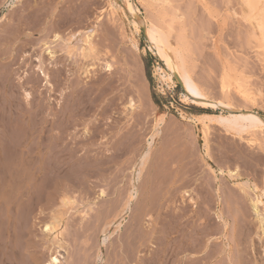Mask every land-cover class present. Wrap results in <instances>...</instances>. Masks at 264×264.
<instances>
[{
	"label": "rangeland",
	"instance_id": "obj_1",
	"mask_svg": "<svg viewBox=\"0 0 264 264\" xmlns=\"http://www.w3.org/2000/svg\"><path fill=\"white\" fill-rule=\"evenodd\" d=\"M37 1L38 2L35 3L39 4V7L36 4L35 11H32V13L36 14H33L34 16L32 15V22L27 26L23 25L25 31L27 27V31L33 33L30 37H28L29 39L31 38L28 40L30 43H25L24 39L21 40V38H17V27L15 26L16 24H14L16 22L12 21V18H15L16 16V18H18L22 13L21 8L23 3H25V5H28L29 3L33 4L34 0H0V94L5 91V93H3L4 95H0V97L2 96L1 98H3L2 100L0 98V194L2 192L0 196V226L2 229H6L8 227V229L11 230V238L17 241L19 244L20 248L18 249V253L25 264H35V261H31L32 255H36L37 259L39 258L40 264H47L50 254V241L45 234L43 225L45 222L51 219L53 212L56 211L65 213V219L63 223L64 226H62L64 229L63 237L65 241H69V244H67L68 263L66 262L65 264H100V259L98 260V256H96L99 255V253L102 255V264H125V253L127 251L128 254H131L132 257H134V259L132 258V262L134 264H136V262L137 264H145L143 261H141V252H136V250L140 248L142 254L148 255L149 263L147 264H163L164 241L163 237H161L163 236V222L161 218L162 208L159 205V203H162L161 196L163 195V190L161 187L163 185L160 184L161 186L159 185L160 187H158L159 180L163 181V172L159 164L162 163V161L161 159L158 161L160 170L158 169L155 171L157 173L159 172V175L153 172L154 174H152L155 176V178L152 175L153 178L151 181L153 183H150V187L152 188L153 185L151 184L156 182L158 189L161 190L160 191L157 189V187H154L156 184L153 186V188L158 191V194H156L157 191L155 190L153 191L154 193H152V201L154 197L156 198H154L156 201L154 200L152 204H150L152 206H147L149 207L148 209H146L144 205H142L143 207H140L141 204L138 206V210L140 208H143L144 210L146 209L148 211L151 210L149 214L151 213L153 215L155 212L153 215V221L152 218L149 219L148 217H145L143 221L144 223L142 222V224L145 225H141L142 227L140 226V235H138V233L133 235L129 234L130 232L127 230V226L129 225L130 221L129 214L125 219L123 218L121 220L120 226L118 228L116 226L113 228V226L110 224L112 217H108V220L106 217L108 212L115 205L117 206L120 203V205H122V201L120 202V200L124 195L120 196L118 193L119 191H117V186L121 185L122 183L116 185V188L112 187V184L115 182L112 177H116L121 173H125L124 177L129 178L131 172L133 171L130 166L132 165L134 158L138 156L139 153L134 157L132 152L128 149V152H126L124 156H119V154L122 153L118 149L117 152H114V156L112 154L111 156L103 157L100 154V152H102V150H104L106 147L104 142L108 139L110 141H115V138L113 137L114 134L119 129V126H121L123 122L127 121V118H125L126 115L124 116V113L126 114L124 111H126L127 108L123 104H119L120 101H114V105H112L111 112L109 113V120L111 119L110 125L99 126L101 129L98 130L99 127L93 125V122H99L96 120L97 117H100L99 112L101 110V107H99L100 105L98 104L101 97H98V94L101 95L100 92L102 93V91L97 90V95L94 94L93 96H88L90 101L92 98H94L96 101V103L92 102L94 104L93 107L80 110V107H77L75 104L76 102L71 98L72 84H74L79 76L86 77L88 81L93 79L92 77H94L93 80H98L91 81V84H88L92 85L93 82L100 81L99 76L101 75V80L104 78L105 80L109 79L108 82H111V87L120 88L119 91L121 94L127 90L128 95L131 92L130 95L133 94L135 96L137 94L133 90H135L136 87L134 86L133 88L130 85L135 83H138L139 85L141 83L143 86L145 85V87H147L146 91L150 100L147 105L150 116L147 117L145 123L139 122V126L134 128V130H138L140 127L137 133L140 135L142 144H144V141L149 142L152 140L151 134L154 130L153 128L158 124H160L162 127V135L164 136V142L166 144H169L171 140V142L176 140H181L182 142L187 141V143L193 146V155H196L197 157L201 154H205L207 151L206 141L208 139L210 152L215 158L212 164L213 167L219 172L220 168H218V163H222V160L224 162L226 159L225 156L229 154L233 156L235 155V158L232 156V162H234L232 169H234L235 165H238V172L241 177L239 179L226 177V179H229L227 180V184L229 185V183H231L230 187L234 186L238 188L237 185H235L236 182L245 183L246 187L248 188L247 191H250V193L252 192V194H249L248 192V198L253 197V195L255 197L254 189L251 188L253 183L257 182V184L259 183L258 185L260 187H264V148L262 149V147H264V127L255 128L252 134L249 132H243L242 136L244 138H238L240 135L236 136L235 134L226 131V126L228 124L227 119L235 121V117H247L249 115L250 109L260 114L264 120V57L261 55L262 49L257 47V42L252 35L254 28H252V25L248 20L245 21L246 18H244L243 10L247 6H245L242 0H171L169 1L171 3L165 2L166 4H161L162 0H67V2L64 0V2H66V8H64V6H62L63 4H61L59 6V10L61 9L63 12H66L67 9L69 18L75 12H77V14H74V16L76 15V18H78L81 13L86 16L82 22L83 26L82 23L81 25L74 23L70 28L68 24L71 22H66L67 25L65 24L64 27L68 26L73 32L82 29L83 31H86L93 25V23L96 22L98 17L100 18V21L98 20V22H100V28L97 35L94 36L95 42H98L97 44H99V54L95 59L89 58V60H82L77 54L78 50H76V52L72 55V65L70 67L71 72L73 73V75H71V82L69 81V85L71 84V87L67 91H64V93L60 91V87L54 89L56 86H54V84L52 86L48 84L46 87V80L38 85L37 83L34 84L31 82L30 84H24L23 86L21 83L27 78L32 77V79H35L37 76H39L40 72L37 65L40 64V61L38 62V54L42 53L48 62L50 60V57L48 56V49L45 46V41H39L38 37L40 40L41 38H44L42 32L40 33L39 31L43 29V26L49 29V31H47L48 33H51V31L54 29V23L53 21H45L44 24L42 20H36L35 16H37L38 13L39 15L43 14V16H45L47 13L50 14L53 9H55V7H58L56 4L62 0ZM44 1L46 4L42 3ZM44 4L47 6V8H44L46 7ZM130 4L134 5L133 11L130 9ZM41 6L44 8V10L41 8ZM37 10L41 11L38 12ZM69 13L72 14L70 15ZM78 13H80L79 16ZM49 14L47 15L49 16ZM74 16L72 15V17ZM241 18L244 19L242 20ZM135 20L138 22L137 27ZM13 29H15V31ZM152 29L158 30L159 38L157 35L152 33ZM61 30L58 32L63 34V31ZM150 34L152 35L153 42L150 41ZM83 36L84 33L81 34V37ZM81 37H78L79 41L76 37L72 42L77 48L80 47ZM161 38L168 44L172 53L175 55H180L179 57L176 56V66L173 65L170 57H162L157 52V45L161 44ZM60 49V45L57 46V50L59 52ZM75 55H78V57H74ZM74 58L79 59L77 60ZM107 61L114 63L113 71H115V74L112 76V79L109 78V71L104 68ZM90 63L92 64L90 65ZM86 64H89V66L87 67ZM80 66H83V68ZM86 67L88 70L91 69L90 73L85 72ZM185 67L190 69L195 82L198 83L199 86H201L207 92L208 97L211 98L208 103H203L204 100L199 96L198 91L188 84L186 79H180L178 77L177 73H180ZM10 73H13L12 81L15 84L13 93H10L9 89L11 88L6 86L3 82V77ZM34 75L37 76L34 77ZM224 77L229 79L232 88H229L230 90L228 89L226 92H224L221 87L222 78ZM129 79L131 80L129 81ZM131 81H135V83H132ZM238 81H242L243 84L240 86ZM55 84L58 83L55 82ZM4 86H6V88H4ZM60 86L62 87L64 85L61 84ZM106 88L109 89L108 86ZM244 89L245 91H243ZM26 90L32 92L31 98L34 97L32 99L33 107H31L32 104L28 105L25 103L27 102L25 101L27 100L25 99ZM237 90H239V93ZM240 91L245 92L248 97L252 99L245 98ZM5 95L7 97H4ZM7 98H9L11 101ZM8 102H11V104H7ZM58 108L61 110V112L64 110L65 113L67 112V114H69L68 117H70V129L73 130V132L69 129V132L72 133V136L67 135L68 140H66L68 142L72 141L73 143H70V146H73V148L75 146L78 149V157H74L75 159H72V165L70 164L71 167L69 166L70 169L73 171L74 168L75 171H79L82 168L80 171L83 172L85 169L83 168V165H95L97 162V166L95 165L96 167L94 166L89 168V173L93 174L89 179L85 176V172L80 175V180H77L78 178H74L75 181H73L74 179H71L70 177L67 178L65 176L60 178L50 177V179H47L49 178L48 175V177H46L45 174L39 173L38 171V156L35 149L39 141L37 134L39 133L42 122H44L46 119L47 121L45 126L47 135L44 134V140H54L53 134L57 132V127L59 125H63L62 123L60 124V122H62L61 119L56 118L53 115V112L59 110ZM31 111L33 112L32 115L34 116L30 115ZM111 116L117 117L113 118ZM114 119H116V123ZM8 123L11 126H9ZM143 126L144 129L142 128ZM104 127H109L110 130L108 129L109 131L102 132V128ZM51 128L54 129V133L52 134L50 133ZM76 129L79 131V133L76 131ZM75 134H77V136H75ZM26 140L28 143H25ZM52 141H47L45 143L51 145ZM160 143L161 141H158L157 145L160 146ZM124 147L129 148L128 141ZM230 148H233L232 151ZM225 149H227L228 152H226L227 150ZM195 151L197 153H195ZM108 153L111 154V152ZM236 155L238 156L236 157ZM90 156L93 157V159ZM126 158H132V161L130 160L132 163L130 162L126 167L127 170L123 171V162ZM235 159H238V161L236 162ZM80 161L81 164H79ZM75 162L79 166H77ZM19 164L21 167H19ZM22 165H25L26 167L23 168ZM119 167L120 169H118ZM71 170H69V172ZM120 170L121 173H117V171ZM84 171H87V169ZM96 171H98V173ZM251 173L253 175H251ZM115 174L117 175L115 176ZM256 176H258L259 179L256 178ZM219 177H221V175H219ZM111 180H113V182ZM142 180H144V178H142L141 181L139 180L140 183H138L139 188L141 189L145 185ZM162 181L159 183H162ZM248 181H250L249 184ZM108 184L110 187L114 188H109V190L111 189L108 191L110 193L109 195H114V200L118 199L116 201H119L120 203L113 201V196L110 197L108 195L107 198L105 196L102 197L99 195L100 188L105 187L108 189ZM153 188L150 189L151 192ZM63 190H68V193L72 199L75 197L77 201L74 199V201L72 200L71 202L72 204L70 203L67 205H61L60 199L58 197ZM229 190L230 189H228L226 193L229 192ZM159 194H161V196ZM156 196H159L160 199ZM109 198L110 200H108ZM219 199L220 201L218 207ZM219 199L216 200V206L214 205V209H218L222 206L226 207V205L222 202L223 200H221V198ZM110 201H112V203ZM247 203L249 208L252 209L251 200H249ZM263 204L264 201L262 204H258V208L261 213L260 215H263L264 213V211H262L264 210ZM157 205L160 208L159 211L157 210ZM89 209L92 210L89 211ZM142 211L138 212L141 213ZM83 216L85 217L83 218ZM215 218L217 221H219L216 216ZM108 221L109 223H107ZM155 221L157 222L155 223ZM153 222L159 228L158 233L151 236V238L143 236L150 235L148 234V231H151V228H153ZM21 225L24 226L21 227ZM145 226L147 228H144ZM142 230L144 233H147L144 234ZM104 231H108V234L111 232L113 233L111 237L106 240L105 244H102V241L105 237ZM136 235L138 236V239L136 238ZM139 236L142 238H139ZM159 239L160 241H158ZM2 241L4 240H1V242ZM142 242L149 243L146 245ZM27 245L28 249L24 250V247ZM141 245L143 247H141ZM134 251L135 254L133 253ZM94 259L96 260L94 261Z\"/></svg>",
	"mask_w": 264,
	"mask_h": 264
},
{
	"label": "bare ground",
	"instance_id": "obj_2",
	"mask_svg": "<svg viewBox=\"0 0 264 264\" xmlns=\"http://www.w3.org/2000/svg\"><path fill=\"white\" fill-rule=\"evenodd\" d=\"M155 1H157V0H155ZM169 1H171V0H162L161 4H163L165 2H169ZM242 1L245 4V6H247L243 10L244 18H246L245 21L248 20L251 23L252 28H254V30L252 31V35L254 36V38L257 42V47L262 49L261 55L264 57V0H242ZM35 2H38V1L34 0L33 4L29 3L28 5L27 4L25 5V3H23V6L21 8L22 13L20 12L21 14L19 15L18 18H16L17 16L15 18H12V21L16 22L14 24H16L15 26L17 27L16 28L17 29L16 30L17 38H21V40L24 39L25 43H30V41H28V40H30L31 38L29 39L28 37H30L33 33L27 31V27H26V31H27L26 32L25 29L23 28V25H26V26L29 25L33 19L32 15L33 14L36 15L35 13H32V11H35V8H36L37 3H35ZM55 2H54V4H55ZM66 2H67V0H66ZM66 2H64V0H62L58 4H56V6H58V7H55V9H53V11L50 14L47 13V14H49V16L47 14L45 16H43V14L39 15V13L37 14V16H35L36 20L37 19L40 21L42 20L43 23L45 21H49V22L53 21V23H54V29L51 31V33H48L47 31H49V29H47V27L43 26V29H41L39 31H40V33L42 32L44 38H41V40H40V38L38 37L39 41H45V46L48 49V56L50 57V60L48 62V60L43 56L44 54H42V53L38 54L37 58L39 59L38 62L40 61V64L37 63V64H39V65H37V67H38L40 74H39V76L36 75L38 78L34 75V77H36L35 79H32V77L31 78L26 77L27 79L24 80L23 82H21L23 86H24V84H30L31 82H33L34 84L37 83V85H38L40 83H43L46 80V82H45L46 87L48 84H50L51 86L54 84V86L56 85L54 89H57V87H60V91L62 93H64V91H67L71 87V84L69 85V81L71 80V75H73V73L71 72L70 67L72 65L71 64L72 58H73L72 55L76 52V50H78L77 54L79 55V58H81L82 60H85V59L89 60V58L95 59L96 56L99 54V46H98L99 44H97L98 42L97 43L95 42L94 36L97 35V33L99 31L100 22H98V20L100 18L98 17L96 22L93 23V25L90 28H88L86 31H83V29H82L79 31L74 30L75 32H73L72 29H69L68 26L64 27L66 22L67 21L71 22L70 24H68L71 28V25L73 26L74 23H76L77 25L78 24L81 25V23L83 22V20L85 19L86 16H84L83 13H81V15L79 16L80 13H78L79 17L76 18L75 17L76 15L74 16V14L75 13L77 14V12H75L74 14L71 13L74 17H72V15L69 13L71 15L69 18L67 9H66V12L65 11L63 12V10H61V9L59 10V6L61 4H63L62 6H64V8H66L65 7ZM42 3L46 4L45 1ZM169 3H171V2H169ZM45 4H44V6H46ZM38 5L39 4H37V6ZM42 6H43V4H42ZM42 6H41V8L43 10H44V8H47V6L44 8ZM242 6H243V4H242ZM120 8H122V7H120ZM31 9H33V10H31ZM37 9H39V8H37ZM130 9L132 11L134 10L133 4H130ZM39 11H41V10H39ZM82 12H83V10H82ZM111 15H112V13H111ZM87 17H88V15H87ZM40 24H41V22H40ZM46 24H48V23H46ZM135 24L137 27V24H138L137 20H135ZM12 25H13V23H12ZM82 26H83V23H82ZM28 27H30V26H28ZM76 28H77V26H76ZM249 28H251V27H249ZM13 30L15 31V29H13ZM60 30L63 31V34L58 32ZM82 33H84L83 37H81ZM152 33L157 35V37L159 38L158 30L152 29ZM40 36H42V35H40ZM149 36H150L149 37L150 41L153 42L152 35L150 34ZM23 37H25V38H23ZM76 37H77V40H78V37L79 38L81 37L80 47H78V48L75 45H73V43H72ZM39 41H37V42H39ZM251 41H253V40H251ZM37 42H34V43H37ZM59 45L61 47V49H60L61 53L57 50V46H59ZM157 50H158L157 52L160 54V56L170 57L173 65L174 66L177 65L176 56L179 57L180 55H178V54L175 55L174 53H172L168 44L162 38H161V44L157 45ZM78 55H75L74 57H78ZM79 58H74V59L78 60ZM17 60H18V58H17ZM111 63L109 61H107L104 68L109 71V78L112 79V76L115 74L114 73L115 71H113L114 63L113 62H111ZM91 64L92 63H90V65ZM88 66H89V64L87 65V67ZM80 67L83 68V66H80ZM87 67H86V69L84 68L85 72L90 73L91 69L88 70ZM95 71L97 72L96 69H95ZM93 72H92V74H93ZM177 75L180 79H186L188 84H190L192 87H194V89H196V91H198L199 96L204 100L203 103H208L210 101L211 98H209L207 92L201 86H199L198 83L195 82V80L192 77V73L188 67L183 68L180 73L179 72L177 73ZM100 76H99L100 81L99 82H93L92 85H88V84L91 81H98V80H93L94 77H92L93 79L88 81L86 79V77L79 76L75 82L73 81L74 84H72L73 86L71 87L72 88V92H71L72 97L71 98L76 102L75 103L76 106L80 107V110L81 109L85 110V109H88L90 107H93L94 106L93 103H96L94 98L91 97L93 100L91 99V101H90L88 96H93L94 94L97 95V92H96L97 90L102 91V93L100 92L101 95L98 94V97L99 96L101 97L100 101L98 103L100 105V106L99 105L98 106L101 107V110L99 112L100 117H97L96 120H98L99 122L98 123H96V121L93 122V125H95L96 127L97 126L99 127V126H104V125H108V126L110 125L111 119L109 120V118H110L109 113L111 112L112 105H114L113 102L116 100L120 101L119 104H123L127 108L126 111H124V112H126V114L124 113V116L126 115L125 118H127V121H125V122L122 121L123 123L121 124V126H119V129L114 134L113 137L115 138V141H112V140L110 141L108 139L104 142L106 144V147L104 148V150H102V152H100V154L103 157L104 156L108 157V156H111L112 154L114 156V152H117L118 149L122 153V154H119V156H124L126 154V152H128L127 151L128 149H129V151L132 152L134 157L136 154L138 155V153H139V155L134 158V161L131 160L132 158H126L125 161L123 162V165L125 166V168L123 166V171L127 170L126 167L131 161L133 162V163L131 162L132 165L130 166L133 169V171L131 172L129 178L124 177L125 173H121V170L117 171V173L120 172L121 174H119V175L115 174V176L116 175L117 176L112 177L113 180H115V182L112 184V187H115L119 183L120 184L122 183L121 185L117 186V191H119L118 192L119 195L120 196L124 195L122 198L120 197L121 200L119 199L120 202L122 201V205H120L121 203L119 201H116L118 199L114 200V195H112L113 197L109 195L110 193L108 191H110L111 189H114V188L109 186L110 183L108 184V186L105 185L108 187V189H106L105 187L100 188L99 195H101L102 197H104V196L107 197L109 195L110 197L113 198V201H116V203H118V202L120 203L117 206L115 205L108 212L107 217H106L107 220H108V217H112L110 224L113 226V228H114V226H116L118 228L120 226L121 220L123 218L125 219L126 216L129 214L130 218H129V216H128V218L130 219V221H129V225L127 226V230L130 232L129 234L133 235V234L138 233V235H140L139 234V233H141L140 226L143 225L142 222L144 221L145 217H148L149 219L152 218V221H153V219H154L153 215L155 212L152 215L151 213L149 214V212L151 210L148 211L146 209L149 208L147 206H152L150 204H152V202L156 199L154 197L155 199L153 198V201H152V193H154L153 191L155 190L153 188V186L156 184V182H154V184H151V185H153L152 186V188H153L152 192L150 191V189H152L150 187V183H153L151 181V179L153 178L152 175L154 173H157L155 171H157L159 169V167L161 166L160 168L163 172V173L161 172L163 174V176H162L163 181L161 180L162 183H159V182H161L160 180H159V182L158 181L157 182H158V187L161 186L160 184L163 185L162 186L163 188L161 187V189L163 190L162 191L163 195L161 196V194H159L162 197L161 198L162 203L161 204L159 202H156V203H159V205L162 208V210H161L162 211V217L161 218H162V222H163V226H162V235L163 236H161V237H163V241H164V244H163V252H164L163 264H264V213H263V215H260L261 213H260L259 208H258L259 207L258 204L259 203L262 204V202L264 201V187H260L258 185L259 183L257 184V182L253 183V186L252 187L250 186V187L252 189H254L255 197L253 195V197H251L252 199L248 198V195L252 194V192L250 193V191H247L248 188L246 187L245 183L236 182L235 185H237L238 188H236L234 186L230 187L231 183H229V185L227 184V180H229V179H226V177H230V178H234V179H239L241 177V175L238 172V165H235L234 169H232V166L234 165L233 164L234 162H232V159L235 155L234 156L231 154L227 155L226 152H228V150L225 149V150H227L225 152V154L227 156H225L226 159L224 162L222 160V163L221 162L218 163V165H219L218 168H220V172H219L218 170H216L213 167L212 163H213L215 158L212 155V153L210 152V146H209L208 139L206 141V148H207L206 150L207 151L205 152V154H203V155L201 154L200 156L197 157L196 155L195 156L193 155V152H194L193 146L190 145L189 143H187V141L182 142L181 140L180 141L176 140V141L171 142L172 141L171 140L169 144H166L164 142V136L162 135V132H163L162 127L160 124H158L153 128L154 130L151 134L152 137L150 136L152 138V140L149 142L144 141V144H142V140L140 139V135L137 133V131L140 129V127L138 130L137 129L134 130V128L139 126V122L145 123L147 117L150 116L149 108L147 106L149 101H150L149 96H148L147 91H146L147 87H145V85L143 86L141 83H140V85L138 83L136 84L135 81H133L135 84H131L130 86H132L133 88H134V86L136 87L135 90H133V91L136 92L137 95L136 96L133 94L130 95L131 94L130 90H129V92H130L129 95H128L127 90H125V92L122 91L124 93L121 94L119 91L120 88L111 87V85H110L111 82H108L109 79L105 80V78H104L101 80ZM1 80H2V77H1ZM12 80H13V73L7 74L3 77V82L5 83V85L11 88V89H9L10 93H13V91H14L13 88L15 86V84ZM130 80L131 79H129V81ZM242 81L241 82L238 81L240 83V86L243 84ZM55 82L58 84H55ZM115 82H116V80H115ZM221 83H222L221 87L224 90V92H226L229 88H231V82L229 81V79L227 77L222 78ZM61 84H63L64 86L61 87L60 86ZM37 85H35V86H37ZM112 85H113V83H112ZM244 85H245V83H244ZM6 86H4V88H6ZM107 86L109 87V89L106 88ZM9 90H8V92H9ZM54 91H56V90H54ZM238 91L239 90H237V92ZM243 91H245V89ZM25 92H26V94H25L26 98L25 99H27V100H25V101H27L25 103H27L28 105L32 104L31 107H33V102H32L33 100L32 99L34 97L31 98L32 92L29 90H26ZM240 92H242V91H240ZM3 93H5V91ZM3 93H1V94H3ZM198 93H197V95H198ZM242 95H244V97L247 99H252V98L248 97V95L245 92H242ZM68 96H70V95H68ZM4 97H7V96L5 95ZM10 97H11V95H10ZM2 99L3 98H1V100ZM7 99L10 100L9 98H7ZM253 99H254V97H253ZM219 101H221V100H219ZM139 103H140V105H139ZM221 103H223V102H221ZM224 103H226V102H224ZM7 104H11V102L10 103L8 102ZM115 105H117V104H115ZM14 106H15V103H14ZM12 108H14V107H12ZM15 109H13V110H15ZM138 109H140V110H138ZM29 110H28V112H29ZM59 110H56L55 112H53V115H54V117L61 119L62 122H60V124L62 123L63 125H59L57 127L58 130H57V132L55 130L56 133H54L53 128L50 129V133L51 134L54 133L53 134L54 140L53 141L47 140L50 142L52 141L51 145L45 143L47 141L44 140V134H46V126H45V123L47 121L46 119L44 122H42V124L40 126L39 133L37 134L39 141L37 140L38 143H37V145H36L37 147L35 149H36V153L38 156L37 157L38 162L36 161L37 165L39 166L38 171H39V173L45 174L46 177L49 176V178H47V179H50V177L60 178L62 176H65L67 178L68 177H70L71 179H74V178L77 179L78 178L77 180H80L79 177L83 172H85V176L89 179L93 175V174L89 173V170H90L89 168L94 167L97 162L95 163V161H94L95 165L94 164H92V165L87 164L86 166L83 165L84 166L83 168L87 169V171H84L85 169L83 170V172L80 171L82 168L79 171L78 170L75 171V169L73 168V171H74V173H73V171L70 169V167L72 165L71 164L72 159L74 157L75 158L78 157L77 156L78 149L75 146H74V148H73V146H70V143L71 144L73 143L72 141L71 142L67 141L68 140L67 135L70 136L72 134L71 132H69L71 130L70 129L71 128L70 122H69L70 117H68L69 114H67V112L65 113L64 110H62V112H61V110L60 111ZM30 113H31L30 115H32L33 112L31 111ZM25 114H26V112H25ZM40 115H41V113H40ZM32 116H34V115H32ZM35 117H36V114H35ZM111 117H113V116H111ZM115 117H117V116H115ZM115 117H113V118H115ZM157 117H159V116H157ZM235 119H236L235 121H231V120L227 119L228 124L226 126L227 129L226 128L225 129H226V131H229L232 134H235L236 136L240 135V136H238V138L239 137L244 138L242 136L243 132L244 133L249 132L252 134L253 130L255 128H257V127L263 128L264 127V120L262 119V116L260 114L256 113L252 109H250L249 115L247 117L239 116V117H235ZM40 120H41V118H40ZM114 120L116 123V119H114ZM120 123H121V120H120ZM9 126H11V125L9 124ZM169 127H170V125H169ZM142 128L144 129V126ZM92 129H93V127H92ZM99 129H101V128L99 127L98 130ZM108 129H109V127L108 128L104 127V128H102V132H107L110 130V129L109 130ZM35 131H36V129H35ZM71 131L73 132V130H71ZM76 131H78V130L76 129ZM32 133H33V131H32ZM78 133H79V131H78ZM88 133H89V131H88ZM75 136H77V134H75ZM13 137H15V136H13ZM249 137H251V136H249ZM127 141L129 142V148L124 147L125 144L127 143ZM158 141H161V143L159 144L160 146L157 145ZM26 142H27V140L25 141V143ZM31 143H32V141H31ZM35 143H36V141H35ZM117 145H119V146H117ZM29 147H31V146H29ZM250 147H251V145H250ZM263 148L264 147H262V149ZM232 149H231V151H232ZM108 152H111V154H109ZM195 153H197V152L195 151ZM20 156H22V155H20ZM127 156H128V154H127ZM237 156L238 155H236V157ZM91 158L93 159V157H91ZM22 159H23V157H22ZM160 159H161L162 163H159L160 164V166H159L158 161ZM259 160H260V158H259ZM235 161L237 162L238 159H235ZM90 162H92V161H90ZM79 164H81V161L79 162ZM35 165H36V163H35ZM76 165H77V163H76ZM76 165H75V167H76ZM216 165H217V162H216ZM77 166H79V165H77ZM19 167H21L20 164H19ZM22 167L25 168L26 166L22 165ZM118 169H120V167ZM69 170H71L72 172L71 171L69 172ZM95 170H92V171H95ZM254 171H256V170H254ZM68 172H69V174H68ZM96 172L98 173V171H96ZM157 175H159V172L157 173ZM219 175H221V177H219ZM251 175H253V174L251 173ZM160 176H161V174H160ZM142 178H144V180H142V181L144 182L145 185L143 184L144 187H142V189H141V188H139L138 183H140L139 180L141 181ZM154 178H155V176H154ZM256 178H258V176H256ZM75 179L73 181H75ZM113 180H111V181L113 182ZM105 182H107V181H105ZM249 183H250V181H248V184ZM260 185H261V183H260ZM154 187L156 188L157 184ZM158 187H157V189H158ZM109 188H111V189L109 190ZM227 188L230 190H229V192L226 193V191L228 190ZM232 188H234L236 191ZM158 190H160V189H158ZM155 191H157V190H155ZM115 192H116V189H115ZM248 192H249V194H248ZM70 193H72V192H70ZM1 194H2V192H1ZM1 194H0V196H1ZM156 194H158V191ZM156 197L159 198V196H156ZM58 198L60 199L61 205L70 204L72 202V200L74 201V199H75V201H77V199L75 197H74V199H72V197L68 193V190H63ZM219 198H221V200H223L222 202L226 205V207L222 206L218 209H214V205L216 204V200ZM108 200H110V198ZM249 200H251V202H252V209L249 208V205L247 203ZM219 201H220V199L218 200V207H219ZM110 202L112 203V201H110ZM60 204H59V206H60ZM139 205H140V207H143L142 205H144L146 207V209L144 210L143 208L142 209L140 208L141 210L140 209L138 210ZM153 206H154V204H153ZM250 207H251V205H250ZM151 208H154V207H151ZM157 208H158L157 210L159 211L160 210L159 206ZM90 210H92V209H89V211ZM157 210H155V211H157ZM5 211H6V209H5ZM138 211H142V212L139 213ZM262 211H264V210H262ZM68 212H69V210H68ZM1 213H3V212H1ZM214 214L219 219V221L216 220ZM22 216H24V215H22ZM64 217H65V213H61L60 211L53 212L51 219L49 221L45 222L43 225L45 234L47 235V237L50 241V244H49L50 254H49L47 264H65L68 260L67 259V252H68L67 244H69L68 243L69 241L67 242L64 240V237H63V230L64 229L62 228V226H64L63 225L64 219H65ZM84 217L85 216H83V218ZM1 220H2V218H1ZM156 222L157 221H155V223ZM107 223H109V221ZM155 223L153 222L154 225H153V228H151V231L150 230L148 231L146 229L148 231V234H150L149 235L150 237L147 235H143V236L151 238V236L158 233L159 228L157 227V225ZM4 224H5V222H4ZM150 224H152V223H150ZM10 225H9V228H10ZM23 226L21 225V227H23ZM147 227H148V225H147ZM147 227L145 226L144 228H147ZM1 229H2V227H1ZM1 229H0V264H25V262L23 261V259L20 256V254L18 253V249L20 248L19 244L17 243V241H15L14 239L11 238V235H12L11 230L8 229V227L6 229H4V228L2 230ZM148 229H150V228H148ZM104 232L103 233H104L105 237H104L103 241L101 240L102 244H105L106 240L108 238H110L112 233H113V232H111L110 234H108V231H104ZM143 233H144V231H143ZM145 233H147V232H145ZM141 236H142V234H141ZM141 236H139V238ZM17 238H18V236H17ZM136 238L138 239V236ZM1 240H4V241L1 242ZM143 241H145V240H143ZM158 241H160V239ZM22 243H23V241H22ZM148 243L146 242L145 244L147 245ZM141 247H143V246L141 245ZM128 248H129V246H128ZM27 249H28V245L24 247V250H27ZM140 250H141V248L137 249L136 252H139V253L141 252V255L138 253L141 256V261H143L145 264L149 263L148 255L142 254V251H140ZM127 252L125 253L126 254L125 255V262H126L125 264H134L132 262V258L134 259V257H132V255L128 254ZM133 253L135 254V251ZM96 256H98V260L100 259V264H102V262H101L102 255L99 253V255H96ZM123 256H124V254H123ZM36 257H37L36 255L35 256L32 255L31 261H33V262L35 261V264H40L39 258L37 259ZM122 259H124V258H122ZM95 260L96 259H94V261ZM114 264H116V263H114ZM136 264H137V262H136Z\"/></svg>",
	"mask_w": 264,
	"mask_h": 264
}]
</instances>
